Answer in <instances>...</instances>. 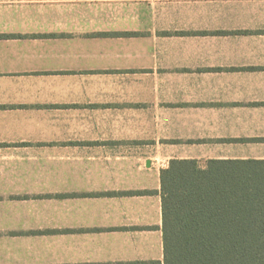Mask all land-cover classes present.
<instances>
[{
	"label": "crops",
	"instance_id": "obj_1",
	"mask_svg": "<svg viewBox=\"0 0 264 264\" xmlns=\"http://www.w3.org/2000/svg\"><path fill=\"white\" fill-rule=\"evenodd\" d=\"M0 264H165L161 172L264 160V0H0Z\"/></svg>",
	"mask_w": 264,
	"mask_h": 264
},
{
	"label": "trees",
	"instance_id": "obj_2",
	"mask_svg": "<svg viewBox=\"0 0 264 264\" xmlns=\"http://www.w3.org/2000/svg\"><path fill=\"white\" fill-rule=\"evenodd\" d=\"M161 181L165 264H264V160H173Z\"/></svg>",
	"mask_w": 264,
	"mask_h": 264
}]
</instances>
